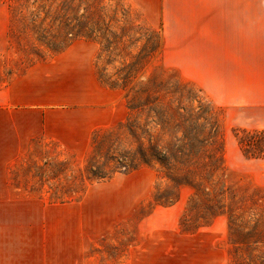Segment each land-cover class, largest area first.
Segmentation results:
<instances>
[{"label":"rangeland","instance_id":"rangeland-1","mask_svg":"<svg viewBox=\"0 0 264 264\" xmlns=\"http://www.w3.org/2000/svg\"><path fill=\"white\" fill-rule=\"evenodd\" d=\"M0 9V84L85 41L113 92L103 106L49 108L65 122L92 109L85 137L43 132L11 164V216L42 220L44 264H264V161L245 159L232 133L264 127V96L236 104L184 80L128 0Z\"/></svg>","mask_w":264,"mask_h":264},{"label":"crops","instance_id":"crops-1","mask_svg":"<svg viewBox=\"0 0 264 264\" xmlns=\"http://www.w3.org/2000/svg\"><path fill=\"white\" fill-rule=\"evenodd\" d=\"M128 1L160 30L163 63L177 68L184 80L212 97L221 91L217 95L237 99L236 104L264 96V0ZM7 22L8 12L0 9V36ZM96 50L93 42L74 41L49 62L0 84V264H44L42 220L11 216L20 203L10 198V168L43 132L67 144L54 130L71 125L85 137L90 125L83 126L82 115L90 118L92 109L72 113L70 122L56 120L48 109L111 100L113 92L94 75Z\"/></svg>","mask_w":264,"mask_h":264},{"label":"trees","instance_id":"trees-1","mask_svg":"<svg viewBox=\"0 0 264 264\" xmlns=\"http://www.w3.org/2000/svg\"><path fill=\"white\" fill-rule=\"evenodd\" d=\"M232 133L245 159L264 161V129L234 128Z\"/></svg>","mask_w":264,"mask_h":264}]
</instances>
